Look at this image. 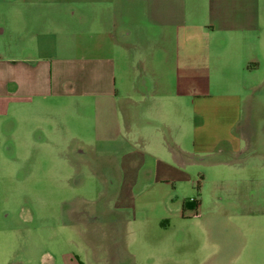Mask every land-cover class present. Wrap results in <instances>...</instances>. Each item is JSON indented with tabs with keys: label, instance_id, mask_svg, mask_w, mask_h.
<instances>
[{
	"label": "rangeland",
	"instance_id": "obj_1",
	"mask_svg": "<svg viewBox=\"0 0 264 264\" xmlns=\"http://www.w3.org/2000/svg\"><path fill=\"white\" fill-rule=\"evenodd\" d=\"M239 14V27L250 28L248 41L254 45L251 51L242 50L241 63L255 59L258 73L250 77L243 67L237 71L238 67L225 65L226 77H187L193 91L178 98L173 119L177 140L189 152L186 163L161 164L148 155L136 158L141 149L135 139L88 145L93 133L90 106L64 109L61 143L55 145L49 134L43 171L35 170L37 162L32 171L27 163L0 162L3 260L264 264V0H240ZM182 79L176 77L178 86ZM204 83L209 91L202 93ZM199 94H208L209 104L222 95H240L239 115L200 117L195 114ZM190 125L193 131L186 139L181 129ZM230 125H235L232 131ZM229 132L249 137L246 142L241 136V153L222 151ZM11 148L1 145L0 156H8ZM36 148L32 147L34 154ZM215 160L233 162L212 164ZM241 166L256 173L255 194L244 195L253 206L249 216L243 215L241 203L234 204L230 191L238 185L241 175L235 171ZM221 177L222 188H230V193L216 190ZM167 180L169 184H160ZM236 196L241 202L243 196ZM200 200L203 204L197 207Z\"/></svg>",
	"mask_w": 264,
	"mask_h": 264
},
{
	"label": "crops",
	"instance_id": "obj_2",
	"mask_svg": "<svg viewBox=\"0 0 264 264\" xmlns=\"http://www.w3.org/2000/svg\"><path fill=\"white\" fill-rule=\"evenodd\" d=\"M239 13L240 0H0V146H12L0 162L27 163L28 171L37 162L35 170L43 171L49 134L61 143L64 109L90 106L88 145L135 139L136 158L186 163L189 152L177 140L173 119L178 98L192 94L187 77H226L225 65L243 67L250 77L258 73L255 59L241 63L242 50L254 45L250 28L239 27ZM176 77H184L179 86ZM208 97L201 95L195 114L239 115L240 95L210 104ZM181 130L189 139L193 128ZM245 132H229L222 151L241 153V136L250 141ZM244 169L235 171L241 176L234 190L222 188V177L216 190L232 191L234 204L249 216L252 202L244 198L255 194L256 173ZM2 258L0 264H14Z\"/></svg>",
	"mask_w": 264,
	"mask_h": 264
},
{
	"label": "trees",
	"instance_id": "obj_3",
	"mask_svg": "<svg viewBox=\"0 0 264 264\" xmlns=\"http://www.w3.org/2000/svg\"><path fill=\"white\" fill-rule=\"evenodd\" d=\"M196 203H198V201H197ZM196 205H197V204H196Z\"/></svg>",
	"mask_w": 264,
	"mask_h": 264
}]
</instances>
